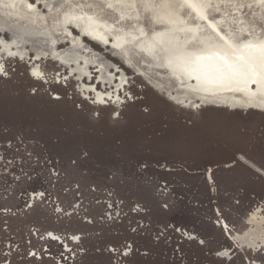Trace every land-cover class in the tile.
Returning <instances> with one entry per match:
<instances>
[{
    "label": "rangeland",
    "instance_id": "374dc122",
    "mask_svg": "<svg viewBox=\"0 0 264 264\" xmlns=\"http://www.w3.org/2000/svg\"><path fill=\"white\" fill-rule=\"evenodd\" d=\"M257 45L264 0H0V264H264V111L167 67Z\"/></svg>",
    "mask_w": 264,
    "mask_h": 264
},
{
    "label": "bare ground",
    "instance_id": "6f19581e",
    "mask_svg": "<svg viewBox=\"0 0 264 264\" xmlns=\"http://www.w3.org/2000/svg\"><path fill=\"white\" fill-rule=\"evenodd\" d=\"M92 31V32H91ZM91 33L95 38L100 39V34L91 30ZM251 56H254L252 58ZM195 60H182L179 61L177 67L171 63L170 68H174L176 73H179V77L183 78L182 74L178 71L179 68L186 69L189 72L191 83L194 84L187 89H200L205 94H215L228 91H237L235 88H241L243 94V101H245L250 107L253 104L252 110L257 109L264 111V48L260 45L247 46L241 55L231 59L233 62L228 65L227 60H222L216 56L199 57ZM255 59V60H254ZM234 68V69H233ZM237 70L236 74H229L231 71ZM226 80V84L225 83ZM229 80L232 83H228ZM223 89V90H222ZM227 89L228 91L224 90ZM262 96L261 98H255ZM99 99H102V95H98ZM107 98V97H106ZM251 102L249 103V100ZM257 99V100H256ZM252 103V104H251ZM243 160L247 161L249 165L256 167L253 163L249 162L243 157ZM249 228L237 238L241 245L245 247H256L257 244L264 245V212L262 208L253 212L249 219ZM54 234V233H53ZM0 238H3L0 236ZM260 241L262 243H260Z\"/></svg>",
    "mask_w": 264,
    "mask_h": 264
},
{
    "label": "built area",
    "instance_id": "2783aa9c",
    "mask_svg": "<svg viewBox=\"0 0 264 264\" xmlns=\"http://www.w3.org/2000/svg\"><path fill=\"white\" fill-rule=\"evenodd\" d=\"M2 155L4 156L3 150H2ZM0 165H1V162H0ZM11 168H12V170H15L17 167H15V168H14V167H11ZM0 169L3 170L4 168L0 166ZM1 185H2V184H1Z\"/></svg>",
    "mask_w": 264,
    "mask_h": 264
}]
</instances>
